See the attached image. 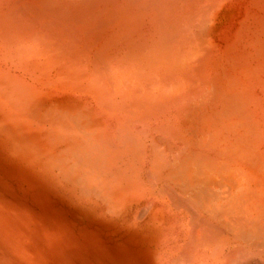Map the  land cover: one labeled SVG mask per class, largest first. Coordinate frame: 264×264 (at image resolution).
I'll return each mask as SVG.
<instances>
[{
    "label": "bare ground",
    "instance_id": "bare-ground-1",
    "mask_svg": "<svg viewBox=\"0 0 264 264\" xmlns=\"http://www.w3.org/2000/svg\"><path fill=\"white\" fill-rule=\"evenodd\" d=\"M0 127L178 264H264V0H0Z\"/></svg>",
    "mask_w": 264,
    "mask_h": 264
},
{
    "label": "rangeland",
    "instance_id": "rangeland-1",
    "mask_svg": "<svg viewBox=\"0 0 264 264\" xmlns=\"http://www.w3.org/2000/svg\"><path fill=\"white\" fill-rule=\"evenodd\" d=\"M155 238L78 198L0 130V264H178Z\"/></svg>",
    "mask_w": 264,
    "mask_h": 264
}]
</instances>
